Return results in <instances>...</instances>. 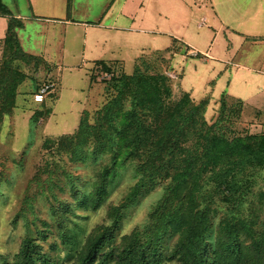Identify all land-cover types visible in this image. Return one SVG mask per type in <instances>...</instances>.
Wrapping results in <instances>:
<instances>
[{"label":"trees","instance_id":"obj_1","mask_svg":"<svg viewBox=\"0 0 264 264\" xmlns=\"http://www.w3.org/2000/svg\"><path fill=\"white\" fill-rule=\"evenodd\" d=\"M0 14L8 16L2 39L8 56L0 62L1 121L14 107L16 88L25 77L15 61L28 63L37 56L21 51L15 35L20 22L1 2ZM96 69L109 74L107 89L111 93L94 111L93 121L89 123L83 114L72 133L47 137L41 148L52 156L68 153L69 160L80 163L106 156L91 190L76 198L82 207L95 209L102 202L115 169L128 160L135 161L137 180L117 204L108 206L107 222L87 233L70 264H264V215L260 216L264 191L254 193L258 207L250 202L242 211L243 203L252 196L251 178L264 172V131L250 133L236 127L242 102L232 98L227 105L229 97L222 95L214 119L207 122L203 113L208 99L194 103L183 91L172 98L170 80L162 73L136 66L125 74L101 60L94 61L92 70ZM33 118H38V112ZM227 123L232 127L226 129ZM162 180L167 181L164 194L142 227L115 242L123 211L141 192ZM217 202L225 212L214 222L220 210ZM59 209L71 212L63 205ZM55 211L50 207L51 216ZM31 226L38 238H45L46 225L36 228L31 222ZM59 239L73 244L63 232ZM15 264L51 262L26 235Z\"/></svg>","mask_w":264,"mask_h":264},{"label":"rangeland","instance_id":"obj_2","mask_svg":"<svg viewBox=\"0 0 264 264\" xmlns=\"http://www.w3.org/2000/svg\"><path fill=\"white\" fill-rule=\"evenodd\" d=\"M204 31V27L194 31L190 30L188 34L190 38H186L187 41L200 53L208 51L222 60L226 54V48L222 39H219L221 35L214 45L210 46L211 50H207L213 34L209 31L208 34L202 36ZM157 36L158 40L155 44L140 41L125 48L123 71L129 74L132 73L134 67L138 66L141 71L162 73L170 80L174 99L179 96L181 89L187 86L193 87L190 96L196 101L205 98L208 96L207 93L212 91L211 108L207 106L203 113L204 119L211 122L216 115L220 91L224 90L225 75L217 81H215L216 76H211L209 78L211 84H208L206 92H203V87H201V79L206 75L203 67H200L199 73L191 74L186 71L182 80H175L174 76L168 72V58L171 55L170 52L173 51L172 48L168 50V46L172 45V41L170 44L168 41L170 37L165 40L164 37ZM165 46H167L166 49ZM237 50L239 51L237 58H245L244 52L241 49ZM188 51L186 55L191 57ZM34 53L38 52L35 50ZM7 56L8 54L3 52L1 45L0 62ZM196 57L204 58L198 54L192 58ZM15 62V67L23 72L25 77L16 88L14 107L10 113L2 116L0 121V264H15L20 242L26 235L39 244L42 252L48 255L51 264H70L87 233L97 224L107 222L108 206L117 204L137 180L134 169L135 161L128 160L115 169L114 176L106 186V195L95 209L82 207L76 198L91 190L94 175L107 162L106 156H101L94 161L87 159L83 163L73 162L69 160L68 153L50 155L41 148V143L47 137L72 133L83 114H86L88 122L91 123L94 111L106 101L111 93L107 89L109 76H102L97 69L92 70L93 79L91 81L97 83L94 88L99 90L96 98L92 96L94 90L88 91L87 89L85 70L87 66L85 64L79 67L68 64H50L38 57L28 63ZM215 62L221 64L218 61ZM225 70L228 71L229 67L227 66ZM51 81L54 83V96L44 99L43 103H33L30 94L34 88L40 83ZM214 83L215 87L212 89ZM231 101L232 98L229 97L226 99V104L229 105ZM50 109L51 112L45 115L44 112ZM246 111L247 109L243 113V118L248 113ZM37 112L38 118L35 119L33 114ZM236 124L237 128L250 133L264 131V125L252 127L242 119ZM228 125L225 124L226 129L232 127L231 124ZM262 177H264V172L251 178L252 196H246L247 199L242 205L243 212L250 202L258 207L254 193L257 190L264 191ZM69 178L74 185L73 191ZM166 182V180L159 181L151 189L141 192L137 199L123 211L115 242L121 235L128 234L134 228L142 227L147 214L164 194ZM61 205L69 207L71 212L62 213L59 209ZM222 205L217 202L220 210L213 219L214 222L225 212ZM50 207L56 210L53 216L50 215ZM263 215L264 205L260 212V216ZM31 222L36 225V228L46 225L44 239L35 235ZM62 232L66 234L68 240L73 241V244L60 241L59 234Z\"/></svg>","mask_w":264,"mask_h":264},{"label":"crops","instance_id":"obj_3","mask_svg":"<svg viewBox=\"0 0 264 264\" xmlns=\"http://www.w3.org/2000/svg\"><path fill=\"white\" fill-rule=\"evenodd\" d=\"M0 2L7 8L10 16L20 22L19 27L15 28V35L21 51L37 56L45 63L78 67L85 64L87 89L94 90L92 96L96 98L99 90L94 85L97 83H92L89 79L94 61L112 63L123 71V53L127 46L140 41L155 44L157 35H160L165 40L170 37V44L172 41V45L168 46V50H173L168 58V72L175 80H182L186 71L191 74L199 73L200 67H203L206 75L201 79V87L206 92L208 84H211V76H216L217 81L225 75L224 90L220 91L218 100L222 95L240 100L243 104L240 119L252 127L264 125V0ZM7 20V15L0 14V46ZM203 27L205 31L202 36L209 31L213 34L207 50L221 35L219 39H222L226 48L222 60L208 51L200 53L187 41L190 30ZM237 49L244 52L245 58H237ZM35 50L38 53H34ZM188 50L198 52L199 56L205 54L206 57L192 58L186 55ZM227 66L228 71L225 70ZM213 87L215 83L212 89ZM192 88L187 86L181 91L187 92L191 100L197 102L201 98L196 101L190 96ZM211 92L205 97L208 99L206 108H211ZM54 94L53 91L44 99ZM246 109L248 113L246 111L247 115L243 118Z\"/></svg>","mask_w":264,"mask_h":264},{"label":"built area","instance_id":"obj_4","mask_svg":"<svg viewBox=\"0 0 264 264\" xmlns=\"http://www.w3.org/2000/svg\"><path fill=\"white\" fill-rule=\"evenodd\" d=\"M188 53H190L191 57H194L198 54V52L194 51V50H189ZM204 57L205 54H203ZM109 74L107 73H102V76H106ZM54 89V83L51 81V82H43V83H40L37 87V89L31 94V101L33 103H41L43 102L44 98L50 94Z\"/></svg>","mask_w":264,"mask_h":264}]
</instances>
